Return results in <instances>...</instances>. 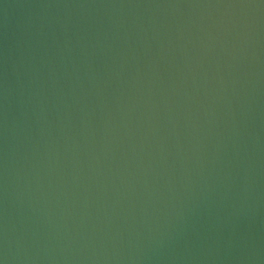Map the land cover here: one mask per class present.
<instances>
[{
  "label": "water",
  "instance_id": "obj_1",
  "mask_svg": "<svg viewBox=\"0 0 264 264\" xmlns=\"http://www.w3.org/2000/svg\"><path fill=\"white\" fill-rule=\"evenodd\" d=\"M0 264H264V0H0Z\"/></svg>",
  "mask_w": 264,
  "mask_h": 264
}]
</instances>
